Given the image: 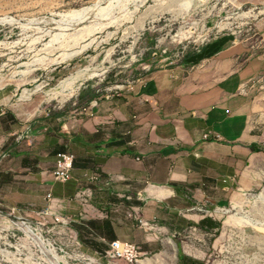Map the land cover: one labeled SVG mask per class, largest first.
Instances as JSON below:
<instances>
[{
	"label": "crops",
	"instance_id": "obj_1",
	"mask_svg": "<svg viewBox=\"0 0 264 264\" xmlns=\"http://www.w3.org/2000/svg\"><path fill=\"white\" fill-rule=\"evenodd\" d=\"M193 61L151 74L128 96L30 122L0 116V211L31 215L50 194L62 212L77 213L68 200L89 188V220L76 225L87 253L119 240L150 254L166 241V263L176 264L169 240L183 236L197 254L219 230L209 209L237 185L264 182V26L249 48L220 38ZM61 153L73 155L64 184L51 176Z\"/></svg>",
	"mask_w": 264,
	"mask_h": 264
},
{
	"label": "rangeland",
	"instance_id": "obj_2",
	"mask_svg": "<svg viewBox=\"0 0 264 264\" xmlns=\"http://www.w3.org/2000/svg\"><path fill=\"white\" fill-rule=\"evenodd\" d=\"M263 24L264 0H0V116L30 122L131 95L155 72L192 65L220 38L249 48ZM8 210L0 211V264H47ZM210 213L219 230L197 254L183 236L169 240L176 264L191 261L182 250L197 264H264V182L237 185ZM165 242L135 264H167Z\"/></svg>",
	"mask_w": 264,
	"mask_h": 264
},
{
	"label": "built area",
	"instance_id": "obj_3",
	"mask_svg": "<svg viewBox=\"0 0 264 264\" xmlns=\"http://www.w3.org/2000/svg\"><path fill=\"white\" fill-rule=\"evenodd\" d=\"M207 138V135H204ZM73 155L69 153L58 154L51 176L55 182L64 184L71 175ZM98 181L96 175L92 178ZM108 179L105 183H109ZM93 193L89 188L78 189L69 202H76L82 208L77 213H64L60 210V200L50 194L46 196V207L31 215L23 211L10 208L5 217L18 225L23 240L32 243L38 250L41 263L47 264H101L103 258L114 264L123 261L135 264L141 261L142 253L132 242L115 240L107 244L104 252L90 254L84 251L83 243L78 235L76 225H82L89 220L88 208L92 205ZM195 230V229H194ZM89 236L95 237L90 231ZM100 241H104L100 239Z\"/></svg>",
	"mask_w": 264,
	"mask_h": 264
},
{
	"label": "trees",
	"instance_id": "obj_4",
	"mask_svg": "<svg viewBox=\"0 0 264 264\" xmlns=\"http://www.w3.org/2000/svg\"><path fill=\"white\" fill-rule=\"evenodd\" d=\"M178 252H179V254H181V251H180V249H178Z\"/></svg>",
	"mask_w": 264,
	"mask_h": 264
},
{
	"label": "bare ground",
	"instance_id": "obj_5",
	"mask_svg": "<svg viewBox=\"0 0 264 264\" xmlns=\"http://www.w3.org/2000/svg\"><path fill=\"white\" fill-rule=\"evenodd\" d=\"M110 4H111V2H110ZM170 264H173V263L171 262Z\"/></svg>",
	"mask_w": 264,
	"mask_h": 264
}]
</instances>
